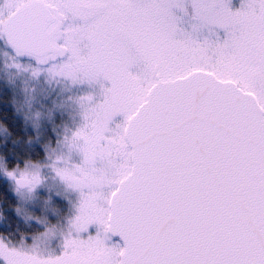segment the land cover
I'll return each instance as SVG.
<instances>
[{"label":"snow or ice","instance_id":"1","mask_svg":"<svg viewBox=\"0 0 264 264\" xmlns=\"http://www.w3.org/2000/svg\"><path fill=\"white\" fill-rule=\"evenodd\" d=\"M0 90V264H264V0H0Z\"/></svg>","mask_w":264,"mask_h":264},{"label":"rangeland","instance_id":"2","mask_svg":"<svg viewBox=\"0 0 264 264\" xmlns=\"http://www.w3.org/2000/svg\"><path fill=\"white\" fill-rule=\"evenodd\" d=\"M232 5H234L235 7H239L240 6V0H232ZM178 15H181L182 13L179 12V10H176ZM191 13H192V9L190 4H188V15L184 16V20L185 21H189L190 17H191ZM185 26H188L187 24ZM204 33L207 34V29L204 30ZM216 34L219 35V37L221 39H223L226 35L225 31L223 29H216ZM4 94L10 95L12 98V94L11 93H5L3 92V90H0V112L4 109V108H10V112H11V116L13 117V111L12 108L10 106V104H8L7 100H5L4 98ZM9 106V107H8ZM13 121L14 117H13ZM17 130H18V136H24L25 139H28L29 135H25L22 131L20 126L15 122ZM9 199H11V195L9 194ZM4 207H7V205H5ZM5 215H8L7 212H5ZM116 242H120L118 239L116 240Z\"/></svg>","mask_w":264,"mask_h":264},{"label":"trees","instance_id":"3","mask_svg":"<svg viewBox=\"0 0 264 264\" xmlns=\"http://www.w3.org/2000/svg\"><path fill=\"white\" fill-rule=\"evenodd\" d=\"M4 98H5V100H7V102L11 100V96L7 95V94H4ZM5 116H7V118H8V120H7L8 125L12 128L13 132L15 133L13 138H17L18 137V130H17L15 121H13V117L11 116L10 108H4L0 112V118H3Z\"/></svg>","mask_w":264,"mask_h":264},{"label":"flooded vegetation","instance_id":"4","mask_svg":"<svg viewBox=\"0 0 264 264\" xmlns=\"http://www.w3.org/2000/svg\"><path fill=\"white\" fill-rule=\"evenodd\" d=\"M233 7H235V6L233 5ZM5 214H6V213H5ZM16 226H17V225H16V222H13V223H12V228L15 229ZM30 226H31L30 223H29V224H25V223H23L22 220H21V222H20V224H19V227H20L21 233H22V234H25V233L27 232V229H28ZM116 240H117V238L113 237V241L116 242ZM118 240H119V239H118Z\"/></svg>","mask_w":264,"mask_h":264},{"label":"water","instance_id":"5","mask_svg":"<svg viewBox=\"0 0 264 264\" xmlns=\"http://www.w3.org/2000/svg\"><path fill=\"white\" fill-rule=\"evenodd\" d=\"M115 238H119V239H121L118 235L117 236H114Z\"/></svg>","mask_w":264,"mask_h":264}]
</instances>
